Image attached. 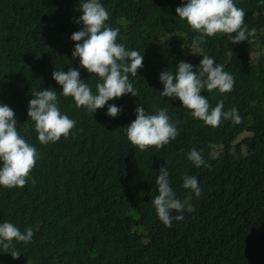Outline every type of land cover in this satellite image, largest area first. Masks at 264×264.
I'll list each match as a JSON object with an SVG mask.
<instances>
[{"label": "trees", "instance_id": "trees-1", "mask_svg": "<svg viewBox=\"0 0 264 264\" xmlns=\"http://www.w3.org/2000/svg\"><path fill=\"white\" fill-rule=\"evenodd\" d=\"M81 2L0 0V102L12 108L18 132L39 154L23 188L0 187V223L34 232L27 244L13 241L18 259L0 247V264H264V52L250 58L254 44L264 46V3L234 0L245 12V26L257 29L252 43L235 45L218 33L201 45L235 81L230 92L201 95L210 110L222 103L223 111L236 107L242 117L239 124L222 119L212 127L193 118L178 99L160 95L162 71L175 73L181 61L195 70L202 59L190 50L199 33L175 11L186 0H99L109 13L106 24L119 29L117 43L144 57L137 76L129 75L138 96L109 100L91 113L61 95L54 70L78 69L93 93L100 82L72 57L71 35L83 27L75 22ZM44 88L57 91L61 113L76 122L67 138L48 144L38 141L27 116L32 92ZM108 104L122 112L108 116ZM138 106L148 114L166 107L172 122H180V135L163 148L140 151L125 132ZM243 129L252 132L242 142L250 150L246 157L242 143L229 145ZM193 148L210 169L187 159ZM164 166L177 198L192 195L195 208L180 221L173 211L171 227L152 203ZM185 175L198 179L199 198L183 187Z\"/></svg>", "mask_w": 264, "mask_h": 264}, {"label": "clouds", "instance_id": "clouds-1", "mask_svg": "<svg viewBox=\"0 0 264 264\" xmlns=\"http://www.w3.org/2000/svg\"><path fill=\"white\" fill-rule=\"evenodd\" d=\"M261 2L264 3V0ZM76 10L82 15L75 22L83 27L71 35V40L76 42L72 57L79 58L80 66L97 76L100 82L96 83V92L93 93L85 80L80 78L78 69L69 67L67 71L54 70L52 79L61 86L60 94L72 97L77 108L83 107L91 113L104 108L109 100L126 94L137 97L138 91L130 82L129 75L137 76L138 69L143 67V55L135 50H126L123 44L117 43L119 29L106 24L109 13L99 0H82ZM175 11L182 21L187 22L191 30L199 33L193 37L190 50L191 54L202 59L195 70L192 64L181 61L175 73L169 69L162 71L159 74V80L163 84L160 95L178 99L182 107L191 112L193 118L208 126L218 127L222 119L234 124L241 123L242 117L236 107L223 111V104L218 103L210 110L208 99L201 95L204 90L230 92L235 82L233 76L224 70L223 65L216 64L213 57L204 54L201 45L207 42L205 37L218 33L228 34L231 43L235 45L242 42L252 43L250 38L256 36L257 29L253 27L249 30L245 26V12L235 5L234 0H186ZM31 95L33 99L28 102L27 116L34 122L38 141L48 144L59 141L61 137L67 138L76 122L61 113L57 91L44 88L32 92ZM121 112L122 108L115 104L107 105L108 116L115 118ZM135 114V120L125 127V132L128 141L140 151L149 147L163 148L180 135L181 129L177 127L180 122H172L166 107L157 108L155 114H148L143 106H138ZM16 126L14 111L8 104L0 102V187L4 188H23L39 159L37 149L26 142ZM245 133L247 134L239 138ZM251 137V131L237 130L229 145L241 144ZM220 148L222 145L216 146L211 153L215 154ZM249 153L247 144L242 143L240 154L246 157ZM187 159L196 167L205 165L211 168V165L205 164L201 153L195 148L187 154ZM32 183L35 184V181ZM155 185L158 195L152 203L159 220L166 227L172 226L173 211L180 213L174 217L177 221L183 219L182 213L185 210L189 213L195 211L190 202L192 195L184 200L177 198L170 185L166 166L159 169ZM183 187L190 189L196 198L201 196L202 189L195 176L185 175ZM33 236L31 227L21 232L13 223H0V247L5 253H10L13 259H18L21 255L13 247V241L27 244Z\"/></svg>", "mask_w": 264, "mask_h": 264}, {"label": "rangeland", "instance_id": "rangeland-1", "mask_svg": "<svg viewBox=\"0 0 264 264\" xmlns=\"http://www.w3.org/2000/svg\"><path fill=\"white\" fill-rule=\"evenodd\" d=\"M261 43L264 45V38L262 39ZM186 53H189L188 50L185 51ZM261 52H264V46L261 48L259 45L254 44L253 51L250 53V58H256ZM247 133L241 135L239 138L243 137Z\"/></svg>", "mask_w": 264, "mask_h": 264}]
</instances>
